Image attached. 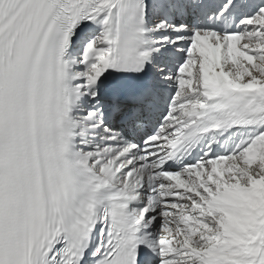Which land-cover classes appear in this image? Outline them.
<instances>
[{"label": "snow or ice", "instance_id": "obj_1", "mask_svg": "<svg viewBox=\"0 0 264 264\" xmlns=\"http://www.w3.org/2000/svg\"><path fill=\"white\" fill-rule=\"evenodd\" d=\"M0 264H264V0H0Z\"/></svg>", "mask_w": 264, "mask_h": 264}]
</instances>
